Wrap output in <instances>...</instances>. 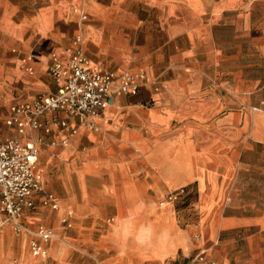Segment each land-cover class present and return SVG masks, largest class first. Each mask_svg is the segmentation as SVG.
I'll use <instances>...</instances> for the list:
<instances>
[{"label": "crops", "instance_id": "0c3cea01", "mask_svg": "<svg viewBox=\"0 0 264 264\" xmlns=\"http://www.w3.org/2000/svg\"><path fill=\"white\" fill-rule=\"evenodd\" d=\"M125 1L0 0V80L19 95L9 106L55 91L50 53L77 32L91 62L148 78L111 96L98 131L40 145L60 208L37 216L35 194L22 220L54 229L72 211L67 244L33 257L31 236L3 224L1 251L16 264H186L201 250L195 264H264V0ZM28 53L31 75L18 66ZM183 186L187 206L158 203Z\"/></svg>", "mask_w": 264, "mask_h": 264}, {"label": "built area", "instance_id": "2783aa9c", "mask_svg": "<svg viewBox=\"0 0 264 264\" xmlns=\"http://www.w3.org/2000/svg\"><path fill=\"white\" fill-rule=\"evenodd\" d=\"M84 11L78 10L81 20L87 18ZM33 59V53L18 56L19 68L33 74L30 64ZM46 67L55 82V91L11 104L4 118L5 132L0 128V216H3L0 225L7 224L15 236L30 235L33 257L44 256L45 243L57 239L53 229L43 226L32 229L22 220L25 210L35 206V194L41 195L44 206L52 210L60 208L57 198L44 190L42 174L37 170L39 149L45 137L59 132L62 136L58 144L66 146L81 128L98 131L97 119L111 96L134 95L148 81L144 72L115 73L91 62L83 50L80 32L74 35L72 45L62 55L50 53ZM36 131H41L42 135H36ZM49 142L57 143L53 139ZM187 193L188 188L183 186L164 194L163 200L178 201ZM72 217V211L64 210L61 221L68 227ZM203 252L188 256L186 264L203 260ZM208 264L218 263L209 261Z\"/></svg>", "mask_w": 264, "mask_h": 264}, {"label": "rangeland", "instance_id": "374dc122", "mask_svg": "<svg viewBox=\"0 0 264 264\" xmlns=\"http://www.w3.org/2000/svg\"><path fill=\"white\" fill-rule=\"evenodd\" d=\"M97 1H99V2H101V3H103V4H106V5H108V6H111V3H112V0H97ZM125 5H126V7H129V2L126 0L125 1ZM134 7V6H133ZM249 55L251 56V52H249ZM252 57H250V59H251ZM19 95L17 94V90L15 89V88H13V87H10V89H8L7 87H6V85H5V83H4V81L3 80H0V128L1 129H3L2 131H4L5 132V127H4V116L6 115V113H7V108H8V106H9V104L11 103V102H13L14 100H16V99H18L17 97H18ZM38 163V162H37ZM42 181H43V177H42ZM45 184V183H44ZM44 184H43V188H44V190H45V187H44ZM46 191V190H45ZM46 192H48V191H46ZM54 196H55V198H57V201L59 202V199H58V197L54 194V193H52ZM39 195V200H41V195L40 194H38ZM163 201V204H167V203H170V204H174V207L176 208V209H179V208H182V207H185L184 206V202H185V200H183L182 198L181 199H179L178 201L177 200H175V201H169V202H166V201H164L163 200V196L159 199V201H158V203L160 204V202H162ZM189 201H191V199L189 200ZM161 205V204H160ZM48 209H50V207H47V206H44L42 203H41V201L40 202H38V204H37V206H36V208H35V210L37 211V216L38 215H40V216H43L44 215V212L42 213V211H44V210H48ZM51 210V209H50ZM59 210V209H58ZM58 210H52V211H58ZM73 216H74V214H73ZM63 217V212L61 213V215H60V217H59V220H58V225H57V227H53L54 229H53V231H54V233H56V235H57V239H55L58 243H60V244H67L66 243V240H65V232H66V230H69V229H71L72 227H73V217H72V219H71V225L70 226H66L65 225V223H63L62 221H61V219H63L62 218ZM41 223H43V224H47V223H52V221L51 222H49V221H46V219L44 220V219H42L41 220ZM53 224V223H52ZM65 241V242H64ZM16 260H17V257H9V256H7V254L6 253H4L3 254V252L1 251V249H0V264H8L7 262L8 261H11L13 264H16ZM36 261H37V264H49V258L48 257H46V258H41V259H35Z\"/></svg>", "mask_w": 264, "mask_h": 264}, {"label": "trees", "instance_id": "16d2710c", "mask_svg": "<svg viewBox=\"0 0 264 264\" xmlns=\"http://www.w3.org/2000/svg\"><path fill=\"white\" fill-rule=\"evenodd\" d=\"M191 197H192V193L189 192L182 198L183 200H185L184 206H187V204L189 203V200L191 199Z\"/></svg>", "mask_w": 264, "mask_h": 264}]
</instances>
